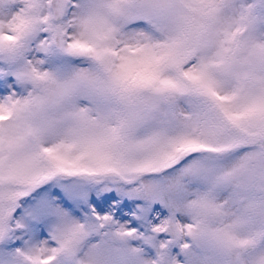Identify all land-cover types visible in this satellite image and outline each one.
<instances>
[{
	"label": "snow or ice",
	"instance_id": "snow-or-ice-1",
	"mask_svg": "<svg viewBox=\"0 0 264 264\" xmlns=\"http://www.w3.org/2000/svg\"><path fill=\"white\" fill-rule=\"evenodd\" d=\"M0 264H264V0H0Z\"/></svg>",
	"mask_w": 264,
	"mask_h": 264
}]
</instances>
